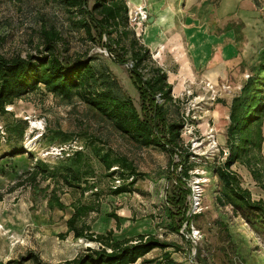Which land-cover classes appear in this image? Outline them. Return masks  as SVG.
Masks as SVG:
<instances>
[{
	"label": "rangeland",
	"instance_id": "rangeland-1",
	"mask_svg": "<svg viewBox=\"0 0 264 264\" xmlns=\"http://www.w3.org/2000/svg\"><path fill=\"white\" fill-rule=\"evenodd\" d=\"M149 13L155 18L151 23H145L140 42L149 48L153 59L168 72L167 75L185 74L181 75L179 83H176L178 78L170 80L171 93L177 103L170 106V116L176 117L177 113L196 118L202 116L191 123V129L182 131L185 151L194 155L192 159L197 156L198 163L189 171L190 177L186 180L190 193L185 214L189 217L193 213L189 197L196 183L202 209L188 229L185 223L180 230L188 236L186 232L194 227L200 230V237L194 238L193 242L181 232L170 233L163 226L166 220L164 209L168 206L166 196L174 184L173 176L180 172V167H177L171 174L172 160L167 152L138 146L79 99L69 104L45 92L41 86L7 105L9 114L0 115L3 129L5 123L13 118L26 121L22 146L33 154L32 159L28 153L0 158V166L4 169L0 171V264L19 258L28 250L36 251L48 264H59L86 245L96 246L85 239H74L72 233L64 238L60 236L66 231L65 222L72 212L69 206L72 202L92 203L99 208L98 213L90 212L85 218L96 233L113 229V239L120 240L155 232L158 237L179 244L180 250L169 248L176 261L264 264V228H254L232 207L220 205L216 200L218 177L200 166H204L203 161L204 164L212 159L224 161L226 157L229 104L257 61L258 52L264 48V0H155L150 4ZM43 25L46 28L54 26L61 32L64 40L58 43L57 51L62 55L66 54L67 48L68 55L95 56L98 62L107 65L122 90L132 98L136 108H140L139 95L129 72L130 64L115 63L102 46L83 41L82 32L73 29L57 0H0V53L10 57L35 52L40 44ZM156 39L164 41L162 49L161 46L154 49L153 41ZM159 49L161 54L158 56ZM203 80H210L216 86L214 100H207L211 94L200 87ZM187 85L190 94H187ZM194 96L204 99L198 107ZM177 106L179 110H176ZM28 121L35 122L37 129L30 127ZM210 129L212 132L209 133ZM50 130H61L72 139L48 144L46 135ZM262 130L264 136V122ZM69 143L86 153L95 170V177L90 182H94L96 188L82 193L80 189L60 185L57 195L67 209L50 210L44 196L34 193L30 183L25 181L23 169L35 158L54 164L70 156H43L51 147ZM91 143L125 156L133 163L142 174L133 186L135 190L119 196L110 195L113 178L105 175L103 166L93 156ZM20 145L21 141L9 140L5 134H0V157ZM179 160L175 153L173 163ZM232 169L242 177V186L250 190L252 198L264 202V189L253 180L246 167L234 164ZM46 183L42 182L40 186ZM106 211L117 213L120 217L118 227L114 219L105 217ZM161 253V249L155 248L146 254V258L158 257ZM23 264L34 263L29 260Z\"/></svg>",
	"mask_w": 264,
	"mask_h": 264
},
{
	"label": "trees",
	"instance_id": "trees-1",
	"mask_svg": "<svg viewBox=\"0 0 264 264\" xmlns=\"http://www.w3.org/2000/svg\"><path fill=\"white\" fill-rule=\"evenodd\" d=\"M64 8L73 29L82 32L83 41L102 46L115 63H129L132 84L138 92L140 108L137 109L132 98L122 90L116 77L108 66L98 62L95 56L62 55L57 45L63 41L62 34L54 26H41L40 44L35 52L25 56L16 54L6 57L0 53V115L9 114L7 105L28 93L35 92L41 86L45 92L72 103L79 99L88 109L106 120L119 134L128 137L140 147H155L167 152L171 158L170 170L180 172L174 178L170 188L164 212L166 220L163 226L170 233H179L186 223L187 229L197 214L186 216V201L190 189L186 186L189 171L196 167V157L186 153L183 146L182 115L170 116V106L176 104L172 96L167 73L153 59L149 48L136 37L128 24L127 0H57ZM103 37L105 40L103 41ZM41 46V47H40ZM158 96V98H156ZM161 100V101H159ZM176 110H179L177 106ZM264 122V48L257 54V61L250 73L241 82L240 90L229 104L228 125L225 132V147L228 152L224 161H200L207 170L218 177L219 189L216 200L220 205H229L254 228H264V202L254 200L251 192L242 186V177L232 169V165L241 164L249 171L253 180L264 189V156L262 155ZM5 136L21 141L5 156L28 153L23 148V136L27 123L22 119H12L5 123ZM48 144L58 140L65 142L72 139L61 130H50ZM92 154L103 166L109 178L119 177V186L110 188V195L119 196L130 193L138 176L133 163L125 156L114 154L110 149L92 145ZM179 155V162L173 163V155ZM32 159L33 154L28 153ZM7 163V161L5 162ZM4 163V164H5ZM200 163V164H201ZM0 171H4L0 166ZM25 181L29 182L34 193H41L46 206L65 210L67 205L57 195V188L66 186L80 189L82 193L93 190L95 170L83 149H77L64 159L51 164L43 159L31 160L23 169ZM21 178V177H19ZM112 180V183H113ZM169 180H171L169 178ZM42 182H47L40 186ZM22 185L20 182L19 185ZM83 184V185H82ZM70 216L66 219V231L60 236L72 233L74 239H85L97 244L86 245L83 250L59 264H129L148 262L151 264H191L176 261L168 247L180 250L182 247L162 239L156 233H140L135 237L113 239V229L103 233L92 231L86 216L90 212H99L92 203H71ZM105 217L120 223L115 211L104 212ZM159 248L158 257L146 258L151 250ZM198 254V253H197ZM48 264L34 250H28L19 258H11L2 264Z\"/></svg>",
	"mask_w": 264,
	"mask_h": 264
},
{
	"label": "built area",
	"instance_id": "built-area-1",
	"mask_svg": "<svg viewBox=\"0 0 264 264\" xmlns=\"http://www.w3.org/2000/svg\"><path fill=\"white\" fill-rule=\"evenodd\" d=\"M150 16L149 10L146 6L145 3H139L137 5H135L132 8H128V24L129 27L134 31L136 37L140 40V36H142V32H143V27L145 25V23L148 20V17ZM158 53V52H157ZM156 53V54H157ZM154 58V57H153ZM201 85L200 87L205 91V92H209L211 94V97L207 98V100H214L215 96H216V86L210 81V80H203L200 82ZM187 94H190V87L187 85ZM189 92V93H188ZM194 100H196V107H198V105L200 103H202L204 101L203 98H199L194 96ZM202 116H198L196 118V116H190L188 117L187 114L182 115V120H183V131L185 129H191V123L194 122L195 120H199L201 119ZM29 122V121H28ZM29 126L32 128L37 129V127L35 126V122H29ZM212 132V129H210L209 133ZM0 134L4 135L5 131L4 129L0 126ZM213 136V135H211ZM75 146L72 144H61V145H57L55 147H51L50 149L46 150L43 153V156H48V155H54L57 157H62L63 154L69 155L72 154V152L74 150H77L74 148ZM68 150V152H67ZM228 152V150H227ZM227 152L225 154V156L227 155ZM43 156H40L43 158ZM36 160V158H35ZM122 180L119 177H115L113 180V188L119 186L121 184ZM189 205H190V210H192L193 213H191L190 215L193 214H197L201 211L202 207H201V199H200V190H199V185L196 183L195 188L192 189V192L190 194L189 197ZM189 215V216H190ZM181 234L185 235L182 231H180ZM188 233V236L193 242H195L194 238H197V236L200 237V230L196 229L194 227H191V230L186 232Z\"/></svg>",
	"mask_w": 264,
	"mask_h": 264
},
{
	"label": "crops",
	"instance_id": "crops-1",
	"mask_svg": "<svg viewBox=\"0 0 264 264\" xmlns=\"http://www.w3.org/2000/svg\"><path fill=\"white\" fill-rule=\"evenodd\" d=\"M153 2H155V0H152ZM151 0H128L127 1V5H128V8H132V7H134L135 5H137V4H139V3H145L146 4V6H148L147 8H148V10H149V7H150V4H151V2H152ZM158 0H156V2H157ZM159 3V2H158ZM154 5V4H153ZM157 5V4H156ZM151 16H154V15H151ZM154 18H155V16H154ZM163 20V19H162ZM157 22V21H156ZM155 26H157V25H155ZM144 34V33H143ZM153 42H155V47H154V49H157L158 47H160L163 43L162 42H164V41H161V40H158V39H156L155 41H153ZM162 47L163 46H161V49H162ZM161 49H159V52H158V56L161 54L160 52H161ZM168 73V72H167ZM190 74H192V72L190 73ZM172 75V77L168 74L167 75V79H168V83L169 84H171V87H172V83H171V78H174V80H175V78H178V81L176 82V83H179L180 81H181V79H182V76L181 75H185V74H183V73H176V74H171ZM187 75H189V74H187ZM180 77V78H179ZM179 85V84H178ZM229 110V109H228ZM262 148H263V152H264V140H263V144H262ZM236 166V165H235ZM152 233H155V232H152ZM168 248H172V247H168ZM145 257H146V255H145ZM42 258V257H41ZM140 260H141V258H139L136 262H134V263H129V264H145V263H141L140 262Z\"/></svg>",
	"mask_w": 264,
	"mask_h": 264
},
{
	"label": "water",
	"instance_id": "water-1",
	"mask_svg": "<svg viewBox=\"0 0 264 264\" xmlns=\"http://www.w3.org/2000/svg\"><path fill=\"white\" fill-rule=\"evenodd\" d=\"M153 20H154V16H150V17L148 18L147 21H148L149 23H151Z\"/></svg>",
	"mask_w": 264,
	"mask_h": 264
}]
</instances>
